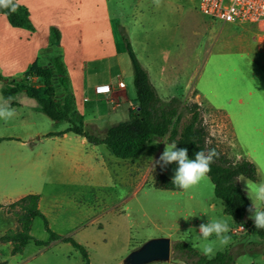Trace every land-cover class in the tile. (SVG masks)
Returning <instances> with one entry per match:
<instances>
[{"label":"rangeland","instance_id":"rangeland-1","mask_svg":"<svg viewBox=\"0 0 264 264\" xmlns=\"http://www.w3.org/2000/svg\"><path fill=\"white\" fill-rule=\"evenodd\" d=\"M110 1L117 54L114 69L103 67L98 80L115 82L116 73L123 72L128 93L133 96L129 101L132 104L121 103L124 114L118 121L105 120L98 131L90 125L86 129L103 135L114 121L129 119V104L132 109L136 106L133 99L136 97L134 71L126 47V34L142 67L151 69V74L162 68L163 77L167 81L170 79L167 83L172 84L169 89L171 94L181 97L185 103L197 101L200 104L204 124L210 133V145L216 146L231 159H236L239 154L248 159L241 147L237 146L239 142L236 141L233 127L242 81L247 79L248 86L252 89L255 80L251 82L250 79L256 78L258 74L264 75V53L261 54L259 50V46L264 45V30L249 24H223L213 20L201 12V0ZM251 61L263 64L254 69ZM25 79L29 80L28 83H42L29 77ZM5 84V81H0V108L11 110L13 115L0 116V138H25L35 129L46 131L67 125L66 122H58L56 126L46 114L32 111L29 98L24 93L5 99L2 94ZM55 86L58 97H61V88L58 83ZM167 92L164 94L167 95ZM158 93L160 95L159 91ZM13 102L18 105L11 106ZM262 124L256 126L261 127ZM255 136L258 140L263 138L260 131ZM39 139L40 137H33L26 147H21L20 143L14 141L0 142V170L4 171L0 172V180L9 177V173L3 169L4 165L7 169L11 168V173L19 175L20 179L30 177V173L22 172L23 169L37 160L39 153H46L45 147L49 145L39 144ZM50 143L52 146L60 144ZM165 143L170 144L167 137H153L139 157L125 160L113 155L107 146H93L88 142L82 143L80 139L72 140L70 144L81 151V156L76 159L78 166L75 167L68 161L62 168L64 166L66 171L76 175L79 186L74 193L59 191L63 197V209L71 217L69 223L64 224L67 232L71 233L70 236L75 240L76 237L85 238L90 243L88 249L94 259L102 261L118 255L123 260L129 253L127 245L136 248L155 237H169L172 244L185 240L200 250L204 243L197 239L200 224L206 223L207 219L223 217L230 225V242L226 246L217 243L215 254L234 250L237 264H264V245H258L255 240H247V234H232L236 222L224 212L223 203L215 196L214 185L208 176L187 191L163 190L154 186L159 171L173 178L177 167L175 162L167 166L158 163L165 150ZM11 146L19 147L14 150L10 149ZM253 151L259 167L258 180L252 182L245 176L239 178L247 196L254 184L264 181V173L260 171L264 166V146L259 145ZM4 193L7 192L0 194V204L5 202ZM249 201L252 207L250 198ZM0 211L2 234L7 230L11 219L16 217L13 213H10L11 219L3 216L8 214L7 206ZM13 211H18V208ZM250 215L248 212L249 218ZM117 222L126 224V235L122 236L119 232L117 236L114 228V223ZM116 229L118 230V226ZM33 232L36 238L49 235L40 218L34 221ZM251 235L257 238V234ZM72 251L74 255L67 253L62 243L54 251L55 255L49 254L42 260L49 264H76L77 252L74 248ZM8 256L7 248L1 246L0 262ZM170 260H175L173 250Z\"/></svg>","mask_w":264,"mask_h":264},{"label":"crops","instance_id":"crops-1","mask_svg":"<svg viewBox=\"0 0 264 264\" xmlns=\"http://www.w3.org/2000/svg\"><path fill=\"white\" fill-rule=\"evenodd\" d=\"M17 1L29 10L34 31H30L24 27H13L9 23L7 16L2 13L0 14V72L8 79H17L22 77L34 62H37L40 66L44 67L51 66V54L47 52V50L51 45L50 28L52 25H56L62 32V59L67 69L70 87L75 97L76 108L83 115L85 128L87 125H90L91 127H96V131H98L101 130L103 121H110L113 119L118 121L121 115L124 114V111L121 109V103H127L131 101L133 97L128 93V85L125 82L124 73L118 71L116 75L122 73L126 85L125 88L118 87V79L115 82L107 80L102 82L98 80L103 67L107 66L109 68L111 67L112 70L114 69L117 54L111 1ZM101 24H103V26ZM259 50L261 54L264 53V45L259 46ZM242 51H244L243 48ZM251 62L252 68L254 69H256L255 67H258V65L260 66L263 64L261 62L257 63L256 61ZM147 71L151 81L154 82V85L163 99H169L174 96L169 92L172 84L167 83L170 79L167 81V79L163 77L164 71L162 68L159 72L155 71L153 74L149 72L151 69ZM253 78L255 77L250 79L251 82L255 80L252 89L249 88L247 79L241 83L242 91L237 99L236 123L234 124L233 129L237 139L236 141L239 142L237 146H240L241 150L247 155L248 160L258 167L253 149L259 145L264 146V75L258 74L255 79ZM101 84H110L112 90L105 94L96 93V86ZM166 92L167 95L164 94ZM21 93L26 94L25 92H20V94ZM28 98L29 104L31 103L30 106L32 111L40 112L38 102L33 98ZM129 103L132 104V102ZM130 104L128 110L129 116L131 109ZM261 119H263V124L260 122ZM254 121H258L259 123ZM52 122L54 125L58 123L53 120ZM66 123L67 125L53 127L46 131L35 129L29 132L27 134L28 136L25 138H20V136L4 137L6 140L1 141V143L7 140L11 142L14 141L20 143L19 146L21 147H26L27 142L30 139H33V137H40L38 140L39 144L44 145L48 143L49 145H46L45 147L44 151H46V153H39L37 160L33 161L23 169L22 172L30 173L28 179H20L19 175H13L11 173V168L7 169L4 165L3 169L9 173V177L6 180H0V194L4 191L7 192L4 193L5 202L3 205L10 204L27 194H40L39 208L48 218L51 229L61 236L71 237V233L67 232V228H64V224L69 223L71 217H69V214L63 209V197L60 196L59 191L74 193L79 185L76 175L70 174V172L65 170L64 166L62 168V165L69 161L73 166L77 167L78 164L76 159L81 156L79 155L81 151H78V149L75 148L73 144H70V142H72V140L80 139L82 140V143L85 144L88 140L71 132L60 136L43 137V134L46 135L50 132L66 130L69 127V123ZM113 123L114 124H111L108 127L116 125L119 122L114 121ZM257 124L262 125L261 127H257ZM259 131L262 133V140H258L255 136V133ZM50 142H60V144L52 146V143ZM18 147L11 146L10 149L15 150L18 149ZM55 149H57L58 153H56ZM239 157H242L241 154H239ZM0 166H2L1 157ZM258 168L257 170H259ZM0 172L4 171L0 170ZM25 187L26 189H24ZM192 197L194 198L193 195ZM3 216L6 217V219H11L9 217L11 216L9 212ZM36 219L33 220L31 226V234L35 238L36 236L33 232V225ZM117 223H114L117 236L119 232L122 236L124 234L126 235V224L120 222ZM117 226L118 230L116 229ZM7 227L6 231L17 229L19 227L17 219H11V223L8 224ZM238 227L239 224L236 223V228L231 231L232 234H247V240H255L258 245H264V237L262 238L256 235L257 238H254V236L251 235L252 233L238 231ZM37 239L46 241L49 239V235L39 238L37 237ZM75 241L86 248L90 264H122L123 260L122 258H118V255H113L110 259H101L102 261L94 259L88 249L90 243L85 238L76 237ZM115 241H117V239ZM62 243L67 253H70V255L75 254L72 251V248L74 247L70 243L63 242L60 239L51 241L48 246H38L31 241L25 247L23 252L18 254H13V246L11 242H0V248L1 246H4L9 253L8 258L2 260L0 264H49L42 259L49 256V254H52V256L55 255L54 251H57ZM187 243L193 245L189 242ZM131 249L133 250L135 248H131L127 245V253L130 252ZM76 252V264H84L81 253L78 250H76ZM151 264L186 263L179 260H170L168 262H155ZM235 264H237V262H235Z\"/></svg>","mask_w":264,"mask_h":264},{"label":"trees","instance_id":"trees-1","mask_svg":"<svg viewBox=\"0 0 264 264\" xmlns=\"http://www.w3.org/2000/svg\"><path fill=\"white\" fill-rule=\"evenodd\" d=\"M16 5L15 11L11 5ZM9 6L0 5V14H5L13 27H24L34 31L29 10L17 0H8ZM125 33V32H124ZM127 51L133 65V84L136 92L134 103L136 106L130 109L129 119L119 122L107 128L103 135L96 131L90 132L85 128L83 115L77 110L75 97L70 87L67 69L62 59V32L58 26L50 28L51 66H40L34 62L29 70L16 80L5 77L0 72V81L6 84L2 88L5 99L25 92L28 97L35 99L39 104V111L46 114L54 122L66 121L69 127L60 132H50L44 137L60 136L65 133H74L84 137L93 145L104 144L109 151L121 159H134L139 157L151 142L153 137H167L169 143H177L178 148L186 147L189 157L199 150L215 148L219 158L211 165L207 176L214 185L215 196L224 206V212L230 215L234 221L243 225L249 233L264 237V230L256 229L254 222L247 216L250 201L239 183V177L245 176L256 182L259 178L257 167L246 158L241 157L238 163L223 154L216 146L210 145V133L203 121V113L200 104L195 101L185 103L181 97L173 96L163 99L153 83L148 71L141 66L133 50L128 35L124 34ZM25 77L39 80L38 83H28ZM55 83L61 88L62 96L58 97ZM11 105H18L12 103ZM0 138V142L3 141ZM165 172L159 171L154 186L163 190L180 191L174 186ZM40 194H27L20 199L8 204H0V208L7 206L9 213H13L19 223L17 229H10L0 235V242H11L13 254L22 253L25 247L33 241L38 246H48L51 241L61 240L70 243L78 250L84 264H90L86 248L72 237H64L51 229L49 220L39 208ZM18 208V211H13ZM43 220L48 240L35 238L31 234L33 220ZM174 259L186 264H235L236 254L234 250L219 251L211 258L203 255L193 245L185 241L173 243Z\"/></svg>","mask_w":264,"mask_h":264},{"label":"clouds","instance_id":"clouds-1","mask_svg":"<svg viewBox=\"0 0 264 264\" xmlns=\"http://www.w3.org/2000/svg\"><path fill=\"white\" fill-rule=\"evenodd\" d=\"M0 5L9 6L8 0H0ZM16 5H11V10L15 11ZM11 110L0 108V116L11 117ZM219 158V153L215 148L199 150L189 157L186 147L178 148L177 143H165V150L161 154L158 163L167 166L175 162L177 167L171 183L177 188L187 191L204 180L211 170V165L215 159ZM239 155L236 161L239 162ZM260 171L264 173V166ZM248 187V186H247ZM249 198L252 201V207L249 208L250 219L253 220L256 229L264 230V181L254 184L250 189ZM190 218V217H189ZM230 225L227 219L221 217L213 220L207 219L206 223H201L198 229L197 239L203 241L200 249L202 254L211 258L215 255L216 244L226 246L230 242ZM214 237V239H213Z\"/></svg>","mask_w":264,"mask_h":264},{"label":"built area","instance_id":"built-area-1","mask_svg":"<svg viewBox=\"0 0 264 264\" xmlns=\"http://www.w3.org/2000/svg\"><path fill=\"white\" fill-rule=\"evenodd\" d=\"M200 10L207 17L223 24L252 25L264 30V0H201ZM118 87L125 88L122 73L117 75ZM110 84L96 86L98 94L109 93ZM238 231H247L239 225Z\"/></svg>","mask_w":264,"mask_h":264},{"label":"water","instance_id":"water-1","mask_svg":"<svg viewBox=\"0 0 264 264\" xmlns=\"http://www.w3.org/2000/svg\"><path fill=\"white\" fill-rule=\"evenodd\" d=\"M172 241L169 237L151 238L131 250L122 264H151L168 262L171 259Z\"/></svg>","mask_w":264,"mask_h":264}]
</instances>
